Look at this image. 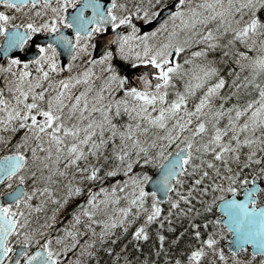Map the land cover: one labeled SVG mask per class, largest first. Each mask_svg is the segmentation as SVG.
Wrapping results in <instances>:
<instances>
[{
	"label": "snow or ice",
	"instance_id": "snow-or-ice-1",
	"mask_svg": "<svg viewBox=\"0 0 264 264\" xmlns=\"http://www.w3.org/2000/svg\"><path fill=\"white\" fill-rule=\"evenodd\" d=\"M185 4L186 0H110L106 6L102 0H0L4 9H13L24 17L21 22L15 12L10 16L0 10V36L7 37L5 55L9 48H23L34 34H46V42L36 43L38 54L31 60L8 55L7 66L0 68L11 72L13 93L11 100L0 94V129L8 132L7 136L0 135V144L6 146L0 155V264H88L90 258L99 264V249L113 252V247L104 245L109 239L116 243L117 226L123 235L142 214L143 221L129 239L146 240L149 225L157 223L159 247L154 251L157 255L164 252L162 264H202L205 257L210 264H250L251 257L242 261L238 255L249 246L252 256L259 253L264 257V79L257 80L258 73L264 74V17L259 15L264 0H201L195 6L189 0ZM69 8L73 11H66ZM156 19L159 23L154 28L141 30L140 21L147 25ZM212 23L215 27L209 26ZM106 25L114 31L102 54L95 59L89 56V68L80 76L48 80L58 90L46 96L50 89L42 82L50 70L59 71L57 49H69L70 61L80 53H89L90 40ZM66 29L72 31V37L66 35ZM225 33H230L228 42L221 44ZM235 41L256 51L253 56L239 52L236 57L237 64L249 69V76L240 83L235 82L237 77L226 81L208 55L218 47L225 49L222 57L229 55L228 46ZM109 44H115V51ZM200 44L204 46L179 61L180 53ZM113 56L135 65H152L140 73L142 87H124L128 78L110 62ZM21 64L17 76L15 69ZM29 64L36 65L38 74L26 71ZM97 64L107 72L97 94L88 97L82 91L74 99L66 98L69 83L86 82ZM184 64L190 67L184 68ZM64 67L70 68L71 63ZM178 74L182 80L186 78L182 90L174 87L173 77ZM226 83L230 91H224ZM113 86L123 89L124 96L134 102L114 98L105 106L103 89L108 88L114 96ZM244 89L248 99L230 102L233 97L239 101ZM197 90L199 99L189 108L188 98ZM29 96L30 101L26 99ZM67 97H71L70 92ZM89 100L93 101L91 106ZM113 105L115 113L111 111ZM121 105L134 123H113ZM18 130L22 131L12 143ZM150 130L155 131L148 138L145 134ZM109 160L113 163L104 169L103 176L123 172L122 182L96 192L88 188L86 200L71 210L70 220L57 229L55 236L49 225L55 223L58 208L46 216L44 225L33 226L32 214L44 210L47 203L63 206L70 197L82 193L86 181L102 180V164ZM137 163L151 165L156 170L154 176L147 171L129 175ZM185 177L191 180L187 188ZM148 184L150 191L145 187ZM53 185L65 189L61 196L55 194ZM97 193H102V198L97 199ZM149 196L151 204L146 206ZM121 197L126 204L117 207ZM161 198L169 203L166 213H162ZM193 198L200 204L195 212ZM181 202L186 206L181 207ZM213 208L220 215L202 221L205 229L212 226L202 235L193 217L211 213ZM174 210L175 217L187 219L196 241L175 258L165 248L160 219L163 215L172 231ZM98 214L104 218L98 219ZM95 225L102 226L99 232ZM185 231L181 228L171 243L175 244ZM45 235L47 238H43ZM135 247L139 249V243ZM70 250H75V259H66ZM118 256L119 250L112 264H130L126 259L119 261ZM143 264H147V258Z\"/></svg>",
	"mask_w": 264,
	"mask_h": 264
},
{
	"label": "flooded vegetation",
	"instance_id": "flooded-vegetation-1",
	"mask_svg": "<svg viewBox=\"0 0 264 264\" xmlns=\"http://www.w3.org/2000/svg\"><path fill=\"white\" fill-rule=\"evenodd\" d=\"M52 2L54 3L55 0H52ZM78 2H79V0H78ZM102 2L106 6V4L108 2H110V0H102ZM118 2H119V0H118ZM145 2H147V0H145ZM188 2H189V0H186L185 6H187ZM200 2H201V0H190V3L193 6L197 5ZM225 2H226V0H225ZM0 10H6L7 14L10 15V16L13 15V13L15 12V10H13V9H4L3 6H0ZM66 11L71 12V11H73V9L69 8ZM85 11H86V13L90 14L91 10L90 9H86ZM15 16H16V19L21 20V22L24 19L23 15L21 13H19V12H15ZM11 22L14 23L15 20H13ZM152 22L153 21H149L147 23V25L151 24ZM157 23H159V20L157 21ZM157 23H155L151 28H154ZM140 24H141V30L142 31H148V30L151 29V28L142 29V26H145L143 21H140ZM110 30H113V29H111L110 25H106L104 31L97 33L90 40L88 47L90 49V55H91L92 59H95L97 56L102 54V53H100L98 55H95V47H96L97 38L100 35H102V34H104L106 32H109ZM124 30H126V29L121 28V31H124ZM65 32H66V35H68L69 37H72V31L71 30L66 29ZM45 35H46L45 33L34 34V36L32 38H30V41L27 42L23 48H9L8 49V55L16 56L20 60H31L34 55L38 54V51H37V49L35 47L36 43L41 42V41L46 42L45 41ZM225 35H226V33H225ZM6 39H7V37L0 36V68H3V67L7 66L8 55H5L4 51H3L4 41ZM235 42H234V45H233V49H234L233 53H234L235 57H237L239 52H243V50H242V45L240 44V42L239 41H235ZM235 44H237V45H235ZM109 46L111 47V49L113 51H115V44H109ZM246 50H252V49L246 48ZM57 53H58V55H57L56 59L58 61L59 71H51L50 70L48 77L45 78V80L42 82V86L44 88L50 89V91L45 93L46 96L47 95H51L53 92H55L56 89H58L55 86V83L53 85H49L48 84V80H52L53 82H55V81L63 80L65 78H69L70 76L77 77V76H80L82 74V70L89 68V63H88L89 59H87V61H85V62H83L81 64H78L79 57L75 56L70 61L69 57L71 56V51L69 49L63 47V46H61V47H59L57 49ZM108 62L109 61H106L105 64L108 63ZM110 62L117 69L122 70V73H124V71L128 67L135 65V64L131 63L130 61H124L119 56H113V58L111 59ZM69 63H71V67L70 68H65L64 65L65 64H69ZM20 67H23V65L21 64V65H17L16 66L15 70H16L17 76L19 75V68ZM43 67L47 68V64L44 63ZM93 68H94L93 71H94V74H95L94 79L93 80L91 79V81L87 80L86 82L83 81V80H79L76 83H71L70 82L67 89L71 88L73 95H71V97H66V98L74 99L75 95L82 88H88L87 89L88 97H93V96L96 95V90L101 87L102 83L104 82V80H105V78L107 76V72L103 70V66L102 65H95V66H93ZM26 71H29L30 73H32L34 75L38 74L35 64H29L28 67L26 68ZM11 79H12L11 72L5 73L4 71H0V94L5 96L9 100L12 99V95H13V93L10 90ZM6 81H7V84H6ZM127 82H128V80H127ZM129 85L131 87H133L130 83H129ZM225 86H226V84H225ZM36 90L39 91L40 87L38 86ZM66 92H68V90ZM104 93H105V106H107L108 100L109 99H114V96H111L109 92L108 93L104 92ZM124 98L128 99L125 96H124ZM26 99L30 101L31 100V96L27 97ZM81 100H82L81 103H83V98ZM92 103H93V101L89 100V106H91ZM129 104H130V102H129ZM111 111L113 113H115V111H116L115 105H113V108L111 109ZM120 113H121L120 116H116L115 118L113 116V123H116V124L121 125V126L125 122L129 123L130 120H129V117H128V113L124 111L123 105H121V107H120ZM94 115L98 116V114H94ZM20 131H22V130H18L12 136V141H11L12 143H14L15 140L17 139V137L20 135ZM0 135L7 136L8 132H6L3 129H0ZM5 150H6V146L3 145V144H0V155H2ZM82 165H83V162H81V166ZM61 166H63V165L61 164ZM69 171L71 172V170H69ZM95 182H97V181H95ZM95 182H93V183L95 184ZM54 188L57 189L55 194L58 195L57 191H58L59 186L56 185V186H54ZM93 188L95 190H97L95 185H93ZM83 190H86V187H84ZM84 194H85V191H84ZM100 196H98V197H100ZM82 200L83 201L86 200V195H81V196L80 195H76V196H73V197L69 198L68 206H67L68 209L65 210L60 215V220H57L54 224L49 225V230H50L51 235L55 236V235L58 234L57 229H60L66 222H68L70 220L71 210L76 208L77 204L80 201H82ZM261 200L264 201V196H262V195H261ZM33 201L36 202L35 199ZM258 203H259V201H258ZM48 215H49L48 211H45V214L43 216H39L38 213H33L32 214L33 226L39 228L42 225H44L45 218ZM217 216H219V212H217ZM138 220H140V219H138ZM82 225H83V222H81V225H80L81 231L84 230ZM94 227H95V230L97 232L100 231L101 227H99V225H95ZM158 228H159L158 224H156L155 226L149 225V227H148L149 235H148V238L146 240L137 241L135 239H131V240L129 239L127 241V243L125 242V245H126L125 246L126 256H125L124 260L126 259L127 261L130 262V264H143V262L147 258V264H153V261H155V264H162V262L164 261V256H163L164 252L161 251L162 253L160 252L159 255H157V254H155L156 252L154 251V247H159V241L156 239V236H155V233H156ZM153 229H155L154 233L152 232ZM131 233L129 232L128 235H126V237L129 238L131 236ZM43 238H47V235H45V237H43ZM137 243H139V245H140L139 249H137L135 247V245ZM222 243L223 244H227V241H223ZM225 249H226V253L225 254L229 255L228 250H227L226 247H225ZM144 251H146V252H144ZM98 254H99V252H98ZM134 254H135V256H134ZM62 255H63V253H62ZM210 255H211V253H210ZM238 255L240 256V259L242 261H246L247 260V256L248 255H252L251 252H250V246H249L247 251L241 250L238 253ZM157 256H159V257H157ZM69 257L72 258V259H75V250H70L68 252V254L66 256V259L69 258ZM255 257H259L260 259H264V257H262L260 254H257ZM94 260H95V258H90L89 261H88V264H94ZM99 264H102V263L99 261ZM202 264H210V261L207 259V257H205L203 259Z\"/></svg>",
	"mask_w": 264,
	"mask_h": 264
},
{
	"label": "trees",
	"instance_id": "trees-1",
	"mask_svg": "<svg viewBox=\"0 0 264 264\" xmlns=\"http://www.w3.org/2000/svg\"><path fill=\"white\" fill-rule=\"evenodd\" d=\"M259 15L261 17H264V9H262L260 11ZM209 26L215 27V24L212 23ZM229 35H230V33H228V34L226 33V35H224L223 37L220 38L221 44H226L228 42ZM233 45L234 44H231L228 46L227 51L230 53L229 55L222 57L221 53L224 52L225 49H222L219 47L214 49V50H210L208 55L216 61V66L219 69V74L224 75L226 81H231L233 77H237L235 82L240 83L241 80H243L245 77L249 76V69L246 67H241V64L236 63V57L233 53ZM241 45H242L243 52H245V51L248 52L249 56L256 55L255 50H246L245 45H243V44H241ZM203 46H204L203 44H200V45H194L190 49H185L183 51L184 53L182 52L179 54V57H178L179 61L185 60L186 55L189 54L191 51H194L196 47H203ZM241 63H243V58H241ZM183 67L188 68L190 66L187 64H184ZM229 69H232L231 73H229ZM118 70H119L120 75H122V70H120V69H118ZM243 70H245L246 72ZM261 79H264V74L258 73L257 80L259 81ZM173 80H174L175 89L176 90H182L183 85L186 82V78L182 80L181 75L178 74V75L173 77ZM172 87L173 86H170V89L168 92V98L169 99H171L172 95H173ZM230 90L231 89H230L229 84L226 83V86L224 87V91H230ZM199 95H200V90H197V92L194 96H190L188 98V107L189 108H192L194 106L195 101L199 99ZM121 97H123V96L114 95V98H121ZM248 98L249 97L247 95V90L244 89L239 93V101L237 100L236 97H233L230 102H241V103H243V101H245ZM120 115H121V113H120ZM120 115H118V116H120ZM115 117L116 116L114 115V118ZM133 122H134V120H130V123H133ZM154 170L155 169L151 165H149L147 167H142L141 165H139L137 163V164L133 165L129 175H131L132 173L140 172V171H147L150 175ZM102 177H104L106 179L103 178L102 180H98L97 182H95L96 189L103 187V186H111L113 183L118 182V181L122 182L125 179V175L123 172H117L112 176H106V177L102 175ZM185 180H186V184L184 185V187L187 188L188 185L191 183V180L188 179L187 177H185ZM202 186L203 185H201V187ZM171 195H173V197L175 196L174 193H171ZM193 195L195 197L196 193H194ZM262 196H264V195H262ZM101 197L102 196H100V198ZM125 204H126V200H124V198L121 197V200L118 202L117 207H122ZM150 204H151V197L149 196V197H147L146 206H150ZM192 204L194 205L193 212H195L196 207H199L200 204L195 198L192 199ZM185 206L186 205L184 204V202H181V207H185ZM168 208H169L168 201L161 202L162 213H166ZM109 211H111V206H109ZM133 211H135L134 208H133ZM210 217L211 218L217 217V211L215 208L212 209L211 213L201 214V216H199V217H195V216L193 217V222L200 225V230L202 232V235H206V233L208 231L212 230L211 225H209L208 228L205 229L203 224H202V221L204 219H209ZM97 218L101 219L104 217L102 214H98ZM129 218H131V217L129 216ZM138 219H140V220H138ZM160 219L162 220L163 225H164L162 232L166 237V240L164 241L165 248L168 250V254L171 255L173 258H175L176 254H181L182 250H188L187 246L189 244L196 243L194 238L191 237V235H190L192 229L189 227V225L187 223V219L186 218L181 219V218L175 217V210L173 212V225H172L173 230L172 231H169V229H168V223L169 222H168V220L163 219V215L161 216ZM142 221H143V214L140 217H138L132 225L128 226L127 231L124 232L123 235H121L122 229L119 226H117V228L114 230L115 236L118 237V239L116 240V243L113 244L112 239H109L105 242V245H104V247H108V245L113 247V252L111 254H108V253L104 252L103 248L99 249L98 252H100L102 250L101 253L98 254L99 261L100 260L102 261V259L105 258V260L107 259L108 262H106L104 264H112V261L110 262L109 259H112L113 256H116L117 250H119L118 260L123 261L122 259L124 258V256H126V254H125L126 253L125 252V246H126L125 242H127L129 240V238L126 237V235H128L129 232L131 233L132 231H134L137 224H139ZM156 224L157 223L154 222L151 225L155 226ZM181 228L186 229V231L184 232L183 236L179 240L176 241L175 244H172L171 241L181 232ZM152 232L154 233L155 229H153ZM224 251L226 253L225 248H224ZM209 255H210V253H209ZM163 256H164V254H163ZM250 257H251L250 264H260L261 259L259 257H255L252 255H248L246 261H248ZM181 258H185V257L183 255H181Z\"/></svg>",
	"mask_w": 264,
	"mask_h": 264
},
{
	"label": "rangeland",
	"instance_id": "rangeland-1",
	"mask_svg": "<svg viewBox=\"0 0 264 264\" xmlns=\"http://www.w3.org/2000/svg\"><path fill=\"white\" fill-rule=\"evenodd\" d=\"M78 57H79V59H78V64H81V63H83V62H85V61H87V59H89V56H91L90 55V52L89 53H80V54H78L77 55ZM89 61V60H88ZM89 63V62H88ZM97 65H100V64H97ZM93 67H92V72H93V75L91 76V77H89L88 78V81H91V79L93 80L94 79V77H95V74H94V71H93ZM85 71V69L84 70H82V73ZM123 75V74H122ZM69 78H75V77H73V76H70ZM105 83V80H104V82L102 83V84H104ZM102 86V85H101ZM124 87H131L130 85H129V83L127 82V80L124 82ZM87 89L88 88H82L81 90H79L78 91V93H80V92H82V91H86V95L88 96V94H87ZM101 89V87L99 88V89H97L96 90V94H97V92L99 91ZM58 89H56L55 91H57ZM68 90V92H70L71 93V95H73L72 94V90H71V88L70 89H66V91ZM103 91L104 92H106V93H108L109 92V90H108V88H104L103 89ZM112 91H113V93H114V95H117V96H119V95H121V96H123L122 98H124V92H123V89H121V88H116L115 86H113V89H112ZM68 92H66V97H67V93ZM110 95L111 96H113L112 95V93H110ZM83 98V97H82ZM126 98H128V101L130 102V104L131 103H133L134 101L132 100V98L131 97H126ZM82 101V100H81ZM135 122V121H134ZM133 122V123H134ZM126 123V122H125ZM124 123V124H125ZM130 123V122H129ZM152 131H155V130H150V132L148 133V134H145V135H147L148 136V138H151V133H152ZM118 142V141H117ZM111 147V143H109V145H108V148H110ZM105 155H110V153L109 152H105ZM132 155L134 156L135 155V152H133L132 153ZM102 159V158H101ZM112 163H113V161L112 160H109V161H107V162H104L103 164H102V167H101V170H100V174H101V176L103 175V173H104V169H106V168H109L111 165H112ZM72 176V173L69 171V177H71ZM104 178V177H103ZM68 178H65L63 181H62V183H65L66 182V180H67ZM104 179H106V178H104ZM29 184H30V181H29ZM93 185H95L93 182H85L84 183V187H86V190H83L82 191V193L81 194H79L80 196L81 195H86L87 194V189L88 188H92V190H93V192H96V190L93 188ZM54 186H56V185H53V187ZM64 188L63 187H61V186H59V188H58V191H57V193H58V195L57 196H61V194L64 192ZM84 191H85V194H84ZM103 196V194L102 193H97V199H100V197H98V196ZM102 198V197H101ZM32 203H36V202H34V201H32ZM68 201H67V203L66 204H64L63 206H58V205H56V204H54V203H47V206L45 207V209L44 210H42V211H39V212H36V213H38L39 214V216H43L44 214H45V211H48L49 212V215L52 213V209L53 208H58V211L56 212V216H55V222L57 221V220H60V215L65 211V210H67L68 209ZM102 219V218H101ZM99 227H102L101 225H99ZM183 227V226H182ZM102 251V250H101ZM101 251L99 252V253H101ZM124 258H125V256H124ZM104 260H105V258H103ZM102 259V260H103ZM104 260L102 261V264H104V263H106V262H108L107 261V259L105 260V262H104ZM112 261V259H110V262ZM124 261V260H123ZM123 261H121V262H123ZM100 262H101V260H100Z\"/></svg>",
	"mask_w": 264,
	"mask_h": 264
},
{
	"label": "water",
	"instance_id": "water-1",
	"mask_svg": "<svg viewBox=\"0 0 264 264\" xmlns=\"http://www.w3.org/2000/svg\"><path fill=\"white\" fill-rule=\"evenodd\" d=\"M158 20L159 19H156L151 24L142 26V29H146V28L149 29V28H151L155 23H157ZM113 31L114 30H110L109 32H106V33L100 35L97 38V40H96V47H95V55H98V54L102 53V48L104 47L105 43L108 41V37L113 33ZM3 51H4V48H3ZM151 67H152V65H134V66H130V67H128L124 71V75L128 78V80H129V82L131 84H133L136 87H142L143 86L142 85V81H140V79H139L140 73L147 72ZM149 79H152L153 80V78L151 76H149ZM155 172H156V170H154L150 174V176H154ZM145 187H146V190H148V191L151 190V184H148ZM161 201H164V200L161 198ZM80 203L81 202H79L77 204V206ZM219 215H220V213H219ZM250 250H251V247H250Z\"/></svg>",
	"mask_w": 264,
	"mask_h": 264
},
{
	"label": "bare ground",
	"instance_id": "bare-ground-1",
	"mask_svg": "<svg viewBox=\"0 0 264 264\" xmlns=\"http://www.w3.org/2000/svg\"><path fill=\"white\" fill-rule=\"evenodd\" d=\"M228 34V33H227ZM236 43V42H235ZM235 45H237V44H235ZM216 51V50H215ZM184 53V52H183ZM238 70V69H237ZM242 71V70H241ZM243 71H245V70H243ZM246 72V71H245ZM240 73V72H239ZM258 76V75H257ZM238 81V80H237ZM109 246V245H108ZM117 247V246H116ZM130 249V248H129ZM153 251V250H152ZM131 252V251H130ZM129 252V253H130ZM134 252V251H133ZM144 252H146V251H144ZM151 252V251H150ZM132 253V252H131ZM148 253V252H147ZM162 253V252H161ZM126 254V253H125ZM156 254V253H155ZM140 255V254H139ZM134 256H135V254H134ZM157 257H159V256H157ZM104 260V259H103ZM102 260V261H103ZM110 260V259H109ZM122 260H124V258L122 259ZM102 261H101V263H102ZM104 262H105V260H104Z\"/></svg>",
	"mask_w": 264,
	"mask_h": 264
}]
</instances>
